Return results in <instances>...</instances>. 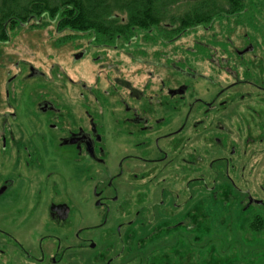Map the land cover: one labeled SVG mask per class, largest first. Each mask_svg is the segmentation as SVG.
Listing matches in <instances>:
<instances>
[{
  "label": "flooded vegetation",
  "instance_id": "af4514ba",
  "mask_svg": "<svg viewBox=\"0 0 264 264\" xmlns=\"http://www.w3.org/2000/svg\"><path fill=\"white\" fill-rule=\"evenodd\" d=\"M199 30L197 39L190 35L195 48L184 51L173 48L186 33L166 41L153 30L124 44L119 35L108 44L96 41L105 35L79 34L71 58L94 65L97 74L77 81L65 76L74 87L66 106L43 93L12 106L14 88L52 75L47 66L0 54L6 71L0 162L30 155L24 164L37 166L46 150H55L74 163L101 165L109 148L125 153L110 183L93 187L97 220L72 226L71 244L53 229L71 227L72 206L50 196L42 228L51 234L30 235L39 256L0 228V264H87L89 257V264H101L103 253L111 255L104 264H114L132 247L136 227L148 230L159 217L170 232L191 231L197 216L207 222L215 212L238 213L244 230L248 218L264 217V18L224 16L189 32ZM8 36L0 48L17 34ZM22 111L42 130L22 133ZM13 185L11 179L0 184V201ZM34 199L37 207L40 198ZM228 205L235 210L225 211ZM23 215L30 220L34 211Z\"/></svg>",
  "mask_w": 264,
  "mask_h": 264
},
{
  "label": "rangeland",
  "instance_id": "374dc122",
  "mask_svg": "<svg viewBox=\"0 0 264 264\" xmlns=\"http://www.w3.org/2000/svg\"><path fill=\"white\" fill-rule=\"evenodd\" d=\"M15 1L16 3L9 2V6L17 9L33 2V0ZM261 1L263 0H249L246 3L249 8L248 12L235 17L264 18V4H260ZM256 6L258 7L255 8ZM182 9L184 7H179V4L171 6L168 8L169 15H176ZM33 22H30L24 30L19 31L17 37L11 39L8 47L0 48V54L3 58L10 56L31 62L36 67L47 66L46 74L48 75L50 72L51 80L48 82L47 79L37 78L17 87V91L14 88L12 93L10 92L9 103L13 106L16 100L17 103L28 105L35 97L41 96L40 93H43L44 95L48 94L49 98L61 106L71 104L72 91L70 89L74 87L69 84L65 76L77 81L87 74L90 80L95 78L97 71L93 68L94 65H88V67L85 60L73 62L71 55L76 51L78 42H68L57 46L55 41L61 37L56 35L54 24L38 30L32 29ZM201 31L199 30L198 34L187 32L173 50L184 51L188 48H195L191 38L197 39ZM166 49L169 50L168 47ZM50 65L58 66L60 69L57 67L50 71L48 68ZM5 72L3 68L0 69V93L6 78ZM14 92H16L15 95H13ZM4 104L6 102L2 101L0 110L4 108ZM18 120L20 122L17 128L19 126L22 133L28 134L33 130H42L37 127L32 128L31 118L29 116L25 118L23 111L18 114ZM37 150L42 154L39 145H37ZM109 150L105 163L101 165L89 164L85 159L80 163H74L67 154L58 153L55 150H46V157L42 155L43 161L41 164L39 162L37 166L24 164V161L31 158L30 155L21 157L20 161L14 158L0 162V184L8 179L14 181L11 190L0 201V228L18 240L28 254L39 256L38 244L31 241L30 235L41 237L46 233L51 234L52 231L42 228V222L46 220L44 211L51 196L54 201H69L72 206V214L69 219L71 227L67 228L68 225H66L65 229H53V235L62 243L67 238L68 244H71L73 241L72 226L92 224L97 220L98 211L91 195L93 187L105 186L110 183V177L114 174L119 159L125 155V153H119V148H109ZM262 182L264 184V181ZM33 195H38L40 198L37 207ZM155 200L156 197L154 202ZM140 204H142L141 201H135L137 207ZM212 209L216 210L219 207L215 206ZM229 209L235 210L230 205L224 208L225 211ZM29 210L34 211V217L32 216L30 220L26 221L23 214ZM230 211L215 212L207 222H205V218L198 216L197 224L195 218L191 219L196 224L195 228L191 231L181 230L175 240L170 230L165 228L163 218L159 217L148 230L140 229V226L136 227L133 239L134 247L138 248L137 252L146 255L148 260L146 264H264V233H261L258 238L250 236L242 228L240 215L230 213ZM23 222L25 224H22ZM7 250L4 248V251L7 252ZM156 250H161V253L155 254ZM135 253L133 256L136 255ZM110 256V254H101V264H104ZM126 256L125 251L119 260L123 261ZM157 256L161 257L157 258ZM151 259L153 262H150ZM86 262L89 264L90 257L86 258ZM137 262L132 263L136 264ZM114 264H119V262Z\"/></svg>",
  "mask_w": 264,
  "mask_h": 264
},
{
  "label": "trees",
  "instance_id": "16d2710c",
  "mask_svg": "<svg viewBox=\"0 0 264 264\" xmlns=\"http://www.w3.org/2000/svg\"><path fill=\"white\" fill-rule=\"evenodd\" d=\"M248 1L33 0L22 9H17L9 6L11 2L16 3L15 0H0V47L9 41L8 35H16L32 21V29L38 30L54 24L55 33L64 34V37L56 41L59 46L76 40L81 33L105 35L106 38L99 37L96 41L108 44H114V36L119 35L123 37L121 40L124 44L135 35H145L155 30L152 33L162 34L169 41L194 28L208 27L216 18L247 13ZM178 4L184 9L176 15H169L168 8ZM260 4H264V0ZM246 225V233L254 238L264 233V217L248 218ZM170 233L174 240L177 239L178 232ZM134 246L133 242L132 247L125 250L127 256L123 261L119 260V264H133L134 261H138V264L148 263L146 255L137 252L138 248ZM156 251L155 254L161 253V250Z\"/></svg>",
  "mask_w": 264,
  "mask_h": 264
},
{
  "label": "water",
  "instance_id": "95a60500",
  "mask_svg": "<svg viewBox=\"0 0 264 264\" xmlns=\"http://www.w3.org/2000/svg\"><path fill=\"white\" fill-rule=\"evenodd\" d=\"M78 57H75V59H77Z\"/></svg>",
  "mask_w": 264,
  "mask_h": 264
}]
</instances>
